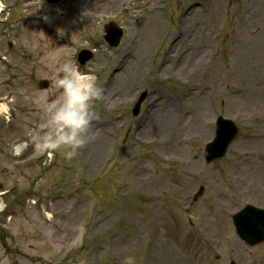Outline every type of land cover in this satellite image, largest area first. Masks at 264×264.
Listing matches in <instances>:
<instances>
[{
	"label": "rangeland",
	"instance_id": "rangeland-1",
	"mask_svg": "<svg viewBox=\"0 0 264 264\" xmlns=\"http://www.w3.org/2000/svg\"><path fill=\"white\" fill-rule=\"evenodd\" d=\"M207 2L63 0L51 6L45 0H1L0 264H264V243L248 246L232 223L246 205L264 209V0H219L221 13L208 41V57L217 69H202L196 81L185 80L174 71L181 64L172 49L184 17ZM112 3L111 12L90 9ZM155 14L161 17L159 33L141 50V33ZM110 22L123 30L117 48L104 40ZM62 49L67 54L60 52L59 62L71 59L103 89L102 99L93 102L98 118L91 127L107 131L109 140L101 151L102 141L92 136L71 159L64 149L51 150V161L39 146L47 128L37 101L59 97L46 58ZM82 50L94 53L83 67L77 62ZM129 55L143 71L118 82L114 79ZM46 79L50 86L41 90ZM250 79L257 86L244 83ZM208 80L220 92L213 98L205 139L178 137V144L175 139L160 149L150 139L135 138L152 103L169 96L178 118L188 117L181 98ZM143 93L146 101L134 118ZM218 117L233 120L240 135L223 160L208 164L205 147L214 139ZM133 143L135 151L127 152ZM17 147L23 152L16 154ZM141 165L150 168L151 182L134 177ZM235 180L243 181L240 187ZM200 188L204 192L195 201Z\"/></svg>",
	"mask_w": 264,
	"mask_h": 264
},
{
	"label": "bare ground",
	"instance_id": "bare-ground-1",
	"mask_svg": "<svg viewBox=\"0 0 264 264\" xmlns=\"http://www.w3.org/2000/svg\"><path fill=\"white\" fill-rule=\"evenodd\" d=\"M115 5L116 3L109 4L107 7H104L105 5L91 6L90 9L97 12H111L115 9ZM206 5L207 6H205V4H200L197 8L191 9L184 17L183 23H185V26L181 30L178 43L176 42L174 48L172 49L174 50V53L171 55H176L181 64V70L174 71L176 73H179L185 80L196 81L197 76L200 75L202 69L209 70L218 64H214L209 60L208 56L210 47L208 45V41L210 40L211 31L213 27H215V25H212L216 19L215 15H220L221 6H219V0H210V2H207ZM3 9L4 5H0V17L2 12L4 11ZM87 9L89 10V7H87ZM204 12H206L208 15H202ZM154 16H156V20L153 21L150 28L147 31L141 33L142 35L140 36V39L138 41V45L141 50H145L148 44L156 40L157 34L159 33L158 29L160 27L158 26V22L161 20V17L159 18L156 14ZM142 24V27L145 26L144 22H142ZM209 25L212 26L209 27ZM155 26L157 30H154L153 34L149 37L151 31L155 28ZM262 34L263 32L258 33L261 38H263ZM204 41H206L207 43ZM260 41L264 43V40L260 39ZM241 44H239V48H242ZM137 67V61L132 59L129 55L128 59L123 63L122 70H119L118 75L114 80L118 79V82L126 83L129 80H132L133 77H138L143 70H136ZM165 67L168 66L165 65ZM250 81L248 80L244 83H249V86L252 88L257 86L256 82H252V79H250ZM195 85V89L186 92L181 98L182 106L184 107V111L186 112V116L188 117L178 118L177 109H175L176 105L170 100L171 98L169 96H164L159 101H155L149 106L143 122L140 123L141 125L137 129V132L134 133L135 138L142 141L144 139H150L153 141V143L158 144L160 149L165 147L166 144H170V142L172 141L174 142V140L178 137L184 138L186 142L195 140L198 141L201 138L205 139V136H207L209 126L211 124L210 109L212 107L213 98L216 97L215 94H217L218 96L220 92V86L216 85L215 87L212 81L209 80L205 82L203 86H200L198 84ZM113 86L114 83H111L107 91V97L110 98V101L111 99H113L114 95L111 94L113 92ZM250 87H248V89H251ZM248 89L246 90V92L249 91ZM238 91L239 90L236 89L235 93H237ZM250 98H253V96ZM189 101L190 103H188ZM4 109L5 106L0 105V110L3 111ZM88 136L89 138L94 136L98 141H102L101 151L107 149V146H105L109 140V133L107 131L103 130L102 128L99 129L90 127ZM254 140L256 139L254 138ZM246 141V143L248 144L256 145L253 140H250L251 142L249 140ZM175 143L178 144L179 140ZM21 149L22 147L17 150ZM125 150L129 153H133L135 151L134 143L130 146H127ZM160 153L161 152L159 150V152L156 154L162 155ZM205 157L206 159L208 157L206 151ZM166 161L169 160L166 159ZM175 161L177 162L176 159L174 160V162ZM208 162H212V159ZM149 169L147 165H141L140 167H138L137 171H135L134 177H136L141 182H151V178L148 177ZM236 183H238L240 187L243 181L238 180Z\"/></svg>",
	"mask_w": 264,
	"mask_h": 264
},
{
	"label": "clouds",
	"instance_id": "clouds-1",
	"mask_svg": "<svg viewBox=\"0 0 264 264\" xmlns=\"http://www.w3.org/2000/svg\"><path fill=\"white\" fill-rule=\"evenodd\" d=\"M66 49L49 54L47 66L53 71L52 85L59 91L55 102L46 96L38 103L46 116V133L40 137L39 146L45 150H65L71 159L89 142V130L94 119L93 102L102 99L103 89L96 77L82 72L71 59L59 62V54Z\"/></svg>",
	"mask_w": 264,
	"mask_h": 264
},
{
	"label": "water",
	"instance_id": "water-1",
	"mask_svg": "<svg viewBox=\"0 0 264 264\" xmlns=\"http://www.w3.org/2000/svg\"><path fill=\"white\" fill-rule=\"evenodd\" d=\"M111 33H115V30L113 29ZM111 39H114V40H111ZM117 39H119V36L115 37L114 35H112L110 36L109 43L111 45L116 46L118 44ZM85 60H87V58H85ZM47 86H48V83L45 82L40 87L47 88ZM230 124L231 123L225 122V121H221L219 124L218 130L220 131L222 130L223 132L221 133L222 137L219 139L220 145L223 144L222 143L223 138H225L226 140L235 132L234 126H231ZM216 149H218V151H221L223 147H216ZM211 150H213V148H210L209 150L210 156L212 155ZM217 155L218 154L217 153L215 154L214 152L213 157L217 158ZM211 159L213 158L212 157L207 158V161H211ZM235 224L238 230L237 233L240 235V237L243 240L246 241V243H249L250 245L253 246V245H256L264 241V213L263 212H259L252 208H247L245 211H242V213H240L239 215L235 217Z\"/></svg>",
	"mask_w": 264,
	"mask_h": 264
}]
</instances>
